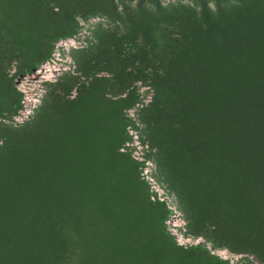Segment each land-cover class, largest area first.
I'll return each mask as SVG.
<instances>
[{
	"label": "rangeland",
	"instance_id": "obj_1",
	"mask_svg": "<svg viewBox=\"0 0 264 264\" xmlns=\"http://www.w3.org/2000/svg\"><path fill=\"white\" fill-rule=\"evenodd\" d=\"M0 264H264V0H0Z\"/></svg>",
	"mask_w": 264,
	"mask_h": 264
},
{
	"label": "trees",
	"instance_id": "obj_2",
	"mask_svg": "<svg viewBox=\"0 0 264 264\" xmlns=\"http://www.w3.org/2000/svg\"><path fill=\"white\" fill-rule=\"evenodd\" d=\"M30 71V70H29Z\"/></svg>",
	"mask_w": 264,
	"mask_h": 264
}]
</instances>
